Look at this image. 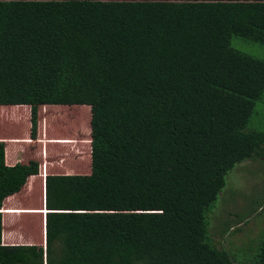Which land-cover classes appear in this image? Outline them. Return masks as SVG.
Instances as JSON below:
<instances>
[{
    "label": "trees",
    "instance_id": "1",
    "mask_svg": "<svg viewBox=\"0 0 264 264\" xmlns=\"http://www.w3.org/2000/svg\"><path fill=\"white\" fill-rule=\"evenodd\" d=\"M233 38L264 47V0H0V105L29 106L31 139L39 106L91 111L89 173L0 209L45 214L43 249L0 244V264H264V239L240 259L207 230L226 173L264 161V58ZM37 171L0 141V207Z\"/></svg>",
    "mask_w": 264,
    "mask_h": 264
},
{
    "label": "rangeland",
    "instance_id": "2",
    "mask_svg": "<svg viewBox=\"0 0 264 264\" xmlns=\"http://www.w3.org/2000/svg\"><path fill=\"white\" fill-rule=\"evenodd\" d=\"M231 46L243 52L264 58V47L241 41L231 40ZM253 48V50H250ZM74 112L82 113L85 118L77 119ZM15 114V115H14ZM91 111L87 104H58L39 106L35 138H29V106H0V138L13 141L22 161L35 160L41 172L55 174L89 173V130ZM248 128L264 131V96L256 102L249 119ZM67 138L69 141H58ZM75 170L65 166L76 165ZM56 167H59L56 169ZM62 168H65L61 170ZM25 188L15 198V208L30 207L40 204L38 187L33 188L28 204L24 201ZM5 207H8L6 204ZM10 208V207H9ZM25 236L38 240L40 236L39 216L21 215L16 218ZM239 220L222 237L230 222ZM211 239L222 247L230 244L239 247L236 251L240 259L255 251L264 239V161L259 158L237 163L226 173L225 186L218 195L217 202L207 216ZM218 232V234H217ZM232 232V233H230ZM43 249L44 242H39ZM252 251V252H251ZM234 254V252L232 253ZM244 257V258H243Z\"/></svg>",
    "mask_w": 264,
    "mask_h": 264
},
{
    "label": "crops",
    "instance_id": "3",
    "mask_svg": "<svg viewBox=\"0 0 264 264\" xmlns=\"http://www.w3.org/2000/svg\"><path fill=\"white\" fill-rule=\"evenodd\" d=\"M44 106H55V105H44ZM0 141L4 143V162L6 165H13L16 162H20V163L27 162V161H22L23 158L20 157V153L15 150L17 148V144L14 143L13 140L8 141L7 139H4L2 137L0 138ZM78 164L79 163H77L76 165H70V166L66 165L65 168L75 170ZM57 168L59 167H56V169ZM65 168H62L61 170ZM41 171H42L41 167L40 168L38 167L37 174L28 176L25 184L19 190L21 191L22 189L25 188L26 195H25L24 201L28 204L29 197H30L29 195L32 193V190L36 185L39 191L38 200L40 204L36 206H31V204H29L30 207H21V208H42V207L45 208L44 202H42V199L44 198V177L46 174H53V173H48L46 171V167H45V171L43 172ZM17 193H14V194H11L5 197L2 200L0 209L6 208L5 207L6 204L8 205V208L9 207L15 208L14 204L17 202L15 201V199H12V198H15ZM0 214H1L0 244L2 245H41L40 243H37V241L38 240L39 242L44 241V228H43V240H42V227H44V215L45 214L42 215L41 213H10V214L4 215L3 213H1V211H0ZM27 214H33V215L39 216L40 236L38 240L34 239L32 236H25L17 223V220H16L17 217L21 215H27ZM7 219H8V226L4 227V222ZM42 219H43V223H42ZM4 234H6L5 239L3 238Z\"/></svg>",
    "mask_w": 264,
    "mask_h": 264
}]
</instances>
